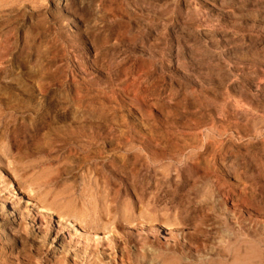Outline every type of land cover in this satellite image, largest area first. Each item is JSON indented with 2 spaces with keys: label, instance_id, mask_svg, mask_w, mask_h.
<instances>
[{
  "label": "rangeland",
  "instance_id": "1",
  "mask_svg": "<svg viewBox=\"0 0 264 264\" xmlns=\"http://www.w3.org/2000/svg\"><path fill=\"white\" fill-rule=\"evenodd\" d=\"M0 18V264H264V0Z\"/></svg>",
  "mask_w": 264,
  "mask_h": 264
},
{
  "label": "bare ground",
  "instance_id": "2",
  "mask_svg": "<svg viewBox=\"0 0 264 264\" xmlns=\"http://www.w3.org/2000/svg\"><path fill=\"white\" fill-rule=\"evenodd\" d=\"M1 19V18H0ZM3 20H4V18H3ZM111 216V215H110ZM131 219V218H130ZM227 233V232H226ZM226 235V234H225ZM97 242V241H96ZM90 244V243H89ZM87 249V248H86ZM90 252V251H89ZM93 252V251H92ZM94 254V253H93ZM91 255V254H90ZM102 260V259H101ZM95 261V260H94ZM98 261V260H97Z\"/></svg>",
  "mask_w": 264,
  "mask_h": 264
}]
</instances>
